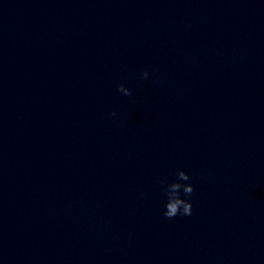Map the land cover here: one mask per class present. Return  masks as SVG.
I'll return each mask as SVG.
<instances>
[{"label":"clouds","instance_id":"1","mask_svg":"<svg viewBox=\"0 0 264 264\" xmlns=\"http://www.w3.org/2000/svg\"><path fill=\"white\" fill-rule=\"evenodd\" d=\"M149 73L147 71L142 73V78L147 79ZM122 92L125 96H131L132 91L129 88L120 85L117 89ZM113 116L116 115L115 112L112 113ZM177 181L170 183L166 186V197L167 202L165 204L164 216L166 218L172 219L177 215L190 216L192 214V203L188 199L181 198V190L186 197L191 196L194 192V187L192 184L181 183L180 181H188L190 179L188 173L183 170L177 172Z\"/></svg>","mask_w":264,"mask_h":264}]
</instances>
